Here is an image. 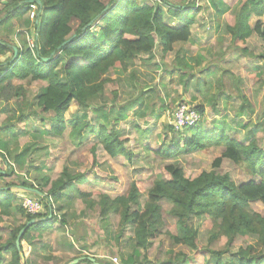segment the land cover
I'll list each match as a JSON object with an SVG mask.
<instances>
[{"label":"trees","instance_id":"obj_1","mask_svg":"<svg viewBox=\"0 0 264 264\" xmlns=\"http://www.w3.org/2000/svg\"><path fill=\"white\" fill-rule=\"evenodd\" d=\"M197 2L0 0V103L6 116L3 127L10 128L11 135L15 136L14 121L20 122L30 115L39 116L38 125L41 128L34 131L33 137L41 140L60 138L68 133L73 143L79 145L82 138L95 134L97 142L92 150L100 145L109 157L123 156L130 161L132 151L125 146L128 139L120 135L114 126L127 117L133 105L124 103L118 106L114 100L106 104L103 96L105 85L113 82L109 72L112 69L118 74L125 72L140 56L147 64L152 63V71L160 69L170 77L174 72H180L177 78L185 90L188 76H193L186 72V68L192 67L186 60L189 58L177 54L168 66L164 57L176 43L190 39L199 10ZM27 12L33 15L29 19L23 17ZM263 13L264 0H238L231 9L234 25L226 28L232 35V41L244 40L253 32L264 38L262 20H256L252 27L248 24L250 15L259 17ZM17 27H25L26 30L17 32ZM30 27L32 30H29ZM12 35L19 40L18 44ZM259 57L264 58V54H259ZM132 78L128 74L124 80L129 82ZM26 80L41 82L30 101L23 85ZM131 85L132 81L129 83ZM133 91L139 93L133 102L138 103L139 112L143 106L141 96L150 91L147 87ZM113 93L115 98L118 92ZM241 96L249 107L245 97ZM71 103H76L82 111L93 106L95 118L101 121L97 129L84 115L64 119V113ZM185 104L199 114V120L181 128H175L173 122L166 124L164 129L171 136L168 140L162 138L153 152L164 159H172L194 150L222 147L223 153L214 160V167L227 158L246 176L243 181L234 182L230 173H219L215 169L187 178L179 164L173 162L163 167L164 176L153 179L145 196L133 181L126 193L111 195L99 192L92 198V192L83 187L86 181L84 173L71 172L67 166L53 180L49 176H42L35 184L22 177L23 180L17 184H0V214L9 216L16 211L25 219L21 225L9 227L8 237L0 242V264H32L21 255V242L26 241L31 251L37 253L39 249L47 247L43 241L44 234L55 228L66 234L69 215L73 214L76 200L85 203L90 210L97 206L103 222L108 214L118 216L117 231L106 234L119 247L116 255L120 264H210L212 254L216 256L213 264H264V214L251 208L252 202L264 204V150L254 138L243 141L226 132L225 119L207 123L203 105ZM240 111L238 115L242 114ZM137 112L141 115V112ZM112 114L114 117L110 118ZM109 123L113 124L110 129L107 128ZM147 131L142 130L143 133ZM32 146L34 144L30 143L16 152L10 149L7 140L0 139V158L7 164L9 157L23 168L29 153H33ZM94 158L95 155L93 164L96 163ZM30 167L37 171L43 166ZM11 172L0 170V180L10 176ZM12 189L34 195L44 212L27 213L21 205L22 198H18ZM162 200L169 203L168 215L175 223V232L165 233L170 236L173 246L185 247L188 252L169 250L167 258L149 260L146 253L151 241L162 235ZM202 215H208L218 224L221 234L226 237L228 247L224 250L205 249L198 244L195 219ZM31 219L39 221L26 228L17 246V234ZM128 230L132 235L123 239ZM70 233L76 236L75 227L71 228ZM240 237H246L248 243L230 250L232 242ZM63 245L71 251L73 241L69 242L64 236ZM81 248L84 249V246ZM47 250L53 251L51 244ZM5 253H9L10 258L3 263ZM77 259L73 264H113L88 256ZM44 260H53V264L61 262L53 256H44Z\"/></svg>","mask_w":264,"mask_h":264},{"label":"rangeland","instance_id":"obj_2","mask_svg":"<svg viewBox=\"0 0 264 264\" xmlns=\"http://www.w3.org/2000/svg\"><path fill=\"white\" fill-rule=\"evenodd\" d=\"M169 1L184 4L190 2V0ZM204 1L198 0L197 5L202 8ZM32 16V12H27L23 17L29 19ZM258 19L264 22V13L257 18L253 17L250 26H253ZM197 20L198 25L193 27L192 42L175 44L173 50L164 57L168 66L174 61L177 54L179 56L186 55L189 58L186 60L192 67L186 68V72L193 76H188V83H186L188 86L185 90L177 78L180 72H174L173 77L169 78V75L164 73L165 71L160 69L157 72L152 71V63L147 64L140 56L125 72L118 74L113 69L109 72L113 82L105 85L103 96L106 104H110L114 100L118 106H123L124 103L133 105V108L128 110L127 117L114 126L120 135L128 139L125 146L132 151L130 161L123 156L109 157L100 145L92 150L94 143L97 142L95 134H89L86 138H82L79 145L73 143L68 133L60 138H43L41 140L38 137H33L34 131L41 128L38 125L39 116L30 115L20 122L14 121L13 130L17 135L11 136L10 132L5 130L7 127H1L6 116L0 112V138L3 140L8 138V145L13 151L19 152L24 146L30 143L34 144V147H31L33 153L32 155L31 152L29 153L23 168L13 163L9 157L7 166L0 159V170L12 171L10 176L0 180V184L4 185L6 182L17 184L23 180L22 177H26L35 184L39 182L42 176H49L53 180L67 166L71 172L84 173L86 181L83 187L92 192V198H95L99 192H107L111 195L126 193L129 184L133 181L142 195L145 196L153 179L164 176L163 167L173 162L179 164L187 178H193L202 171L215 169L219 173H230L234 182L243 181L246 176L235 163L227 158H223L220 165L214 167V160L223 153L222 147H211L205 151L194 150L184 155H177L176 158L172 159H164L153 152L159 146L162 138L165 137V140L170 138L171 134L164 129V126L172 123V111L177 104L182 103L181 101L187 102L191 106L203 105L207 123L222 122V119H225L226 132L243 141L254 138L259 147L264 150V58L259 57V54H264V38H260L253 32L244 40L237 39L233 42L229 34L218 29L214 31L211 28L207 29L205 27L206 18L196 15ZM230 22L232 23V18ZM21 24H23L22 20ZM23 26L25 25L23 24ZM17 29V32L26 30L25 27H17ZM29 30H32V27ZM12 37L18 44L19 40L15 35ZM228 47V51L222 54ZM128 74L133 76L130 79L132 81L131 87L129 86L130 81L124 80ZM23 85L27 90L28 101H30L31 95L37 91L41 82L26 80ZM144 87H147L149 91L153 88L154 91L141 96L143 106L139 111L141 115H139L136 114L139 105L133 103L134 97L137 98L139 93L133 89ZM114 91L118 92L115 98ZM237 92L245 97L250 104L249 107L246 106V101ZM91 107L82 111L76 103H71L64 113V119H69L71 116L81 118L84 115L87 116L90 124L93 123L96 128L101 121L95 118ZM239 109H241V115H238ZM151 111H153L152 114H150ZM113 117L114 114L110 115V118ZM112 125L109 123L107 128L110 129ZM69 129L70 125L66 131L68 132ZM142 130L148 131L143 133ZM94 155L96 163L93 164ZM34 165L39 166V168L43 167L35 171L30 167ZM12 190L19 194L20 198L35 199L34 195L24 190ZM160 205L163 216L162 235L151 241V246L146 253L149 260L167 258L169 250L188 252L185 247L173 246L170 236L165 233H174L175 223L174 219L168 215L169 203L162 200ZM251 208L264 214V204L260 202H252ZM72 211L73 214L69 215L66 234L56 228L44 234L43 241L47 247L51 244L52 252H47V247H44L35 253L31 251L26 241H22L21 255L28 258L32 264H53V260L45 261L44 256H53L57 261H61L60 264H68L71 259H77L81 256L120 264L116 255L119 247L106 234L109 231L111 233L117 231L118 216L108 214L105 222H103L98 214L97 206L90 210L85 203H81L79 200L74 202ZM24 220V216L16 211L9 216L0 214V242L8 237L9 227H17ZM195 221L198 226V244L200 246L216 251H222L226 248V237L221 234L218 224L212 218L208 215H202ZM73 227H75L76 236L70 233ZM130 235H132L131 231H126L123 239ZM64 236L69 242L73 241L71 251H68L67 246L63 245ZM247 243L246 237H240L233 241L229 247L230 250H236L239 246H245ZM82 246L84 249L81 248ZM9 258V253H5L3 263ZM212 258L213 260L209 259L210 264L214 263L215 254H212Z\"/></svg>","mask_w":264,"mask_h":264},{"label":"crops","instance_id":"obj_3","mask_svg":"<svg viewBox=\"0 0 264 264\" xmlns=\"http://www.w3.org/2000/svg\"><path fill=\"white\" fill-rule=\"evenodd\" d=\"M237 2H238V0H205L202 8L199 6V10L197 12V15H200L201 17L206 18V21L205 22H207V24H205V27L207 29L208 28H211V29H213V31L214 30H217V29L218 30H221L223 33L229 34L231 36V40H232V35L230 34L229 31L226 30V28H227V26L233 27V25H234L233 24V21L234 20H233V18L231 16V9L234 6H236ZM228 16H230L232 18V23L230 22L231 18H229ZM253 17H256L257 18V16L254 15V14L250 15L249 16V19H248L249 26L252 25L251 24V20H252ZM197 22H198V20L196 21L195 24L192 25V28H191V37H190V39L187 42H189V41L192 42L191 39L194 37L193 36V33H194L193 27L195 25H198ZM250 27H252V26H250ZM176 44H178V43H176ZM169 78H170V76H169ZM0 105H1V103H0ZM1 109H2V105L0 106V112H2ZM4 124H5V121H3V124L1 125L2 128H3V125ZM5 130L7 132H10L9 131L10 128H5ZM10 135H11V133H10ZM0 139L3 140L2 138H0ZM8 140L9 139L7 138V141ZM4 164H5V162H4ZM5 165L7 166L8 164H5ZM14 194H16V193H14ZM16 195H17L18 198H20L19 194H16Z\"/></svg>","mask_w":264,"mask_h":264},{"label":"built area","instance_id":"obj_4","mask_svg":"<svg viewBox=\"0 0 264 264\" xmlns=\"http://www.w3.org/2000/svg\"><path fill=\"white\" fill-rule=\"evenodd\" d=\"M199 118V114L194 109L190 108L185 103H179L174 108L172 122L175 128H181L185 125L195 124ZM21 201L23 208L29 214H36L42 210L41 204L35 199L30 200L22 198Z\"/></svg>","mask_w":264,"mask_h":264},{"label":"water","instance_id":"obj_5","mask_svg":"<svg viewBox=\"0 0 264 264\" xmlns=\"http://www.w3.org/2000/svg\"><path fill=\"white\" fill-rule=\"evenodd\" d=\"M14 49V51H15V48H13ZM34 191V190H33ZM39 221V219H31V220H29L27 223H26V226L24 227V228H22L20 231H19V233H18V236H17V238H16V244H17V246H18V244H19V241H20V237L22 236V234H23V232L26 230V228L29 226V225H31V224H33V223H35V222H38ZM78 261V259H74V260H72L71 262H69L68 264H73V263H75V262H77Z\"/></svg>","mask_w":264,"mask_h":264}]
</instances>
